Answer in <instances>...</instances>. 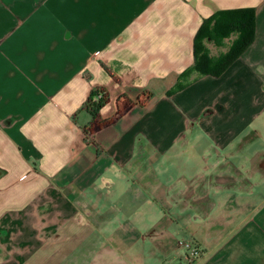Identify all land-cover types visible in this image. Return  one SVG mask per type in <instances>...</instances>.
I'll return each mask as SVG.
<instances>
[{"label": "crops", "instance_id": "crops-1", "mask_svg": "<svg viewBox=\"0 0 264 264\" xmlns=\"http://www.w3.org/2000/svg\"><path fill=\"white\" fill-rule=\"evenodd\" d=\"M240 5L250 44L168 92L202 17ZM85 210L103 264H264V0H0V264H63L28 241Z\"/></svg>", "mask_w": 264, "mask_h": 264}, {"label": "trees", "instance_id": "trees-1", "mask_svg": "<svg viewBox=\"0 0 264 264\" xmlns=\"http://www.w3.org/2000/svg\"><path fill=\"white\" fill-rule=\"evenodd\" d=\"M231 34L233 37L225 50L216 54L211 53L205 40L211 39L216 44H222L223 38ZM254 35L255 7L253 5L222 7L203 16L193 38V63L179 72L175 84L168 92L185 85L188 82L186 76L191 70H196L198 75L220 74L250 44ZM96 89H91L85 101L86 106L93 114H96L108 99L106 92L102 98L93 99Z\"/></svg>", "mask_w": 264, "mask_h": 264}, {"label": "rangeland", "instance_id": "rangeland-1", "mask_svg": "<svg viewBox=\"0 0 264 264\" xmlns=\"http://www.w3.org/2000/svg\"><path fill=\"white\" fill-rule=\"evenodd\" d=\"M232 37L233 34L225 36L222 44H216L211 39L205 40V43L210 46L211 53L216 54L227 48ZM194 74H198V72L191 70L186 77L189 79ZM49 216L50 219L46 223L36 224L34 234L28 241V245L41 246L34 253V260L42 257L43 261L52 263L103 264L104 253L102 245L114 242H111L112 238L99 235L102 231H94L95 229H92L93 225H98V223L95 224L94 219L89 216L86 210L74 216V220H78L76 223L79 224L76 227L77 229L72 227L70 220H55L51 219V215ZM152 229L153 231L155 230V228H151L149 233H151L150 230ZM1 241H5V239L0 237ZM183 249L186 252L184 247ZM185 254L187 255V253Z\"/></svg>", "mask_w": 264, "mask_h": 264}, {"label": "built area", "instance_id": "built-area-1", "mask_svg": "<svg viewBox=\"0 0 264 264\" xmlns=\"http://www.w3.org/2000/svg\"><path fill=\"white\" fill-rule=\"evenodd\" d=\"M95 53L99 52V50H94ZM97 88L94 95H93V99L97 100L99 98H102L105 94V90L101 87H94ZM150 232H153V229L150 230ZM178 242L180 245H182L185 249L187 253L188 257H196L199 255L200 253V249L198 247L197 244L194 243V241L190 240V239H183V238H179Z\"/></svg>", "mask_w": 264, "mask_h": 264}]
</instances>
